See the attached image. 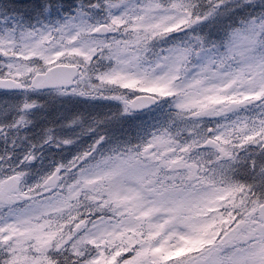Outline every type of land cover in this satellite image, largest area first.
Returning <instances> with one entry per match:
<instances>
[{
  "label": "snow or ice",
  "instance_id": "obj_1",
  "mask_svg": "<svg viewBox=\"0 0 264 264\" xmlns=\"http://www.w3.org/2000/svg\"><path fill=\"white\" fill-rule=\"evenodd\" d=\"M0 264H264V0H0Z\"/></svg>",
  "mask_w": 264,
  "mask_h": 264
}]
</instances>
